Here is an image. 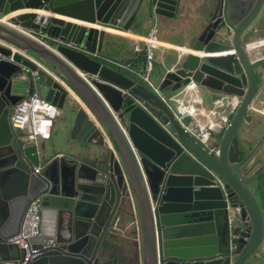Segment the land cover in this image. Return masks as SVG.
Here are the masks:
<instances>
[{"label":"water","instance_id":"obj_1","mask_svg":"<svg viewBox=\"0 0 264 264\" xmlns=\"http://www.w3.org/2000/svg\"><path fill=\"white\" fill-rule=\"evenodd\" d=\"M185 3L0 0V13L15 14L11 20L47 47L2 26L0 39L58 78L0 47L11 56L0 60V264H22L25 251L6 240L35 198L40 224L29 242L40 254L26 264H117L121 235L133 264L254 263L264 237L254 195L264 172V47L249 45L264 23V0H206L211 18L190 32L189 47L177 48L158 85L171 97L192 80L210 95L211 109L227 114L213 153L160 96L91 57L103 56L116 31L176 19ZM15 84L24 93H14ZM38 88L58 110L67 106L69 140L55 144L65 155L22 142L10 126L13 106ZM134 217L138 238L122 227Z\"/></svg>","mask_w":264,"mask_h":264},{"label":"built area","instance_id":"obj_2","mask_svg":"<svg viewBox=\"0 0 264 264\" xmlns=\"http://www.w3.org/2000/svg\"><path fill=\"white\" fill-rule=\"evenodd\" d=\"M14 15L15 14L3 15L0 13V26L46 46L39 35L35 32L24 28L19 23L13 22L11 18ZM156 32L157 26L153 23L142 39V42L136 43L133 46L134 52L142 54L144 59L140 70L134 71L129 67L123 65L120 66H123L131 72L137 74L148 89L160 96L158 87H155L152 82L155 49L158 46ZM0 47L9 50L11 56L17 54L22 59H27L38 67L43 68L41 64L27 52L20 50L1 39ZM11 56L9 57L0 53V60L10 61ZM45 71L54 79L58 80V78L50 71L46 69ZM76 73L91 86L89 77L85 73L80 70H76ZM72 96L83 107L80 100L75 95ZM160 97L168 105L169 109L172 111L176 120L180 123L183 129L204 148L207 146L209 148V140L211 139L212 134L222 132L229 121L227 114L217 111L216 108L209 110L202 108V98L197 90V84L192 80L185 84L173 96ZM58 112L59 110L53 103L46 101L43 97H39L35 90L31 95L23 98L13 106L9 123L22 142L40 143L50 139L53 122ZM189 120L192 122L191 125H188ZM116 122L123 132L118 120H116ZM96 125L99 127L98 123H96ZM209 151L212 153L216 152V148ZM40 171L41 168L39 166L33 168L34 174H40ZM39 224L40 205L39 199L35 198L30 200L26 207L19 233L6 240L7 243L14 244L19 249H23L25 251L22 264H26L29 260L40 254L38 250L32 249V244L29 242L30 238H33L38 234ZM124 230L126 233L134 230V234L138 238L139 226L137 218L134 217L131 221H129L124 227Z\"/></svg>","mask_w":264,"mask_h":264},{"label":"crops","instance_id":"obj_3","mask_svg":"<svg viewBox=\"0 0 264 264\" xmlns=\"http://www.w3.org/2000/svg\"><path fill=\"white\" fill-rule=\"evenodd\" d=\"M214 11V5H211L209 8L206 6V0H186L185 6L183 10L179 13L178 17L173 20L168 19H159L156 26V38L158 41V46L155 49V59H154V78L155 80L159 78L161 80L163 75V70L167 71L171 69L174 64H168L166 68L164 63L166 62L165 56L171 55L170 57H177V48L178 47H189L187 46V37L190 35V32L193 29H197L202 27L212 16ZM151 24H145L142 26H132L130 29L126 31H116V37L113 38L112 44L106 46L104 48V54L101 57L91 56L94 59L106 61L110 64L112 69L120 72L124 76L132 79L135 82L143 84L141 79L137 74L131 72L127 68L134 71H138L141 69L142 64L139 62L140 53H136L133 50V46L136 43H141L142 39L146 35L148 29L151 27ZM253 40L256 43L249 45V48H253L255 44H258L259 47H264V23L261 25L260 30L253 37ZM123 65V66H120ZM164 65V67H162ZM152 73V74H153ZM139 80V81H138ZM144 85V84H143ZM145 86V85H144ZM37 93V90H36ZM200 93V97H201ZM174 95V94H173ZM27 97V96H25ZM202 98V97H201ZM209 106V105H208ZM205 105L204 100L202 99V108L205 110L211 109ZM65 112H61L59 110L54 122L51 131V136L54 135L55 140L61 136L65 135L66 131V139L69 140V132L70 125L66 124ZM220 133V132H219ZM218 134V133H213ZM212 134V138H213ZM51 138V137H50ZM45 142V141H44ZM209 150L215 149L217 145L215 142H209ZM93 151L98 150V147L91 146ZM59 155H65L62 151H56ZM258 187L254 190V195L258 202L260 203L262 210L264 212V172L261 171L258 176ZM131 221V219L125 220L122 222V227ZM117 248V264H133L127 256V250L132 248V245H129L127 241L126 235H121L118 237V241L116 243ZM121 254L125 256V259L121 258ZM253 264H264V237L262 241V245L260 251L255 256V261Z\"/></svg>","mask_w":264,"mask_h":264},{"label":"rangeland","instance_id":"obj_4","mask_svg":"<svg viewBox=\"0 0 264 264\" xmlns=\"http://www.w3.org/2000/svg\"><path fill=\"white\" fill-rule=\"evenodd\" d=\"M44 41H45L47 44H49V45H53V44H52L49 40H47V39H45ZM170 56H171V55H166V56H165V60H166V62L164 63V65H165L166 68L168 67V64H174V63H176V62H175V57L171 58ZM99 61H101L102 64L108 66L109 68L112 67V66H111L110 64H108L106 61H103V60H99ZM164 65H162V67H164ZM174 65H175V64H174ZM165 67H164V68H165ZM165 70H166V69H165ZM165 70H163V73H165ZM138 81H139V80H138ZM152 82H153V85H154L155 87H158V85H159V83H160L159 78H157V79L155 80V78H154V73L152 74ZM18 87H20V85L15 84V86H14V91H13V92L16 93V94H22V93H24L23 91H20V90L18 89ZM197 90H198L199 93H202V94H201V97H202V99L204 100L205 105H207V106L209 105L207 108L211 107L210 95H209L206 91H204L202 88L197 87ZM37 94H38L39 97H43V96H44V92H43V90L40 89V88L37 89ZM65 109H67V106H66V105L64 106L63 110H60V111H61V112H64ZM191 123H192V122L189 120V121H188V125H191ZM223 132H224V131L218 133L217 135H216V134H213V138L211 137V139L209 140V142L211 143V142L214 141L215 144L217 145V143L220 141V139H221V137H222V135H223ZM59 138H60L61 140H65V139H66V131H65V135H64V136H61V137H59ZM44 144H45V147H46L47 152H52V151H62L63 153H66V152H67L65 148L61 147V144L55 146V144H56V140H55V138H54V135H52L51 138H50L49 140L45 141ZM206 149L209 150L208 146L206 147Z\"/></svg>","mask_w":264,"mask_h":264},{"label":"trees","instance_id":"obj_5","mask_svg":"<svg viewBox=\"0 0 264 264\" xmlns=\"http://www.w3.org/2000/svg\"><path fill=\"white\" fill-rule=\"evenodd\" d=\"M143 56H142V54H140V56H139V62L142 64L143 63Z\"/></svg>","mask_w":264,"mask_h":264},{"label":"flooded vegetation","instance_id":"obj_6","mask_svg":"<svg viewBox=\"0 0 264 264\" xmlns=\"http://www.w3.org/2000/svg\"><path fill=\"white\" fill-rule=\"evenodd\" d=\"M11 112H12V110H11L10 113H9V119H10V117H11Z\"/></svg>","mask_w":264,"mask_h":264}]
</instances>
